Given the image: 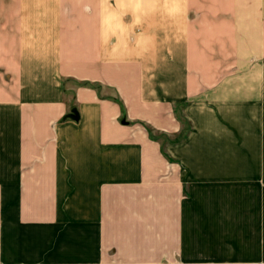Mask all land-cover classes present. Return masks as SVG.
<instances>
[{"label": "crops", "instance_id": "0c3cea01", "mask_svg": "<svg viewBox=\"0 0 264 264\" xmlns=\"http://www.w3.org/2000/svg\"><path fill=\"white\" fill-rule=\"evenodd\" d=\"M231 2L232 13L226 0H0V264L81 259L65 238L114 235L110 220L146 214L131 198L159 205L145 234L174 219L182 250L207 251L195 245L210 233L184 207L212 172L194 162L195 134L264 102V0ZM228 27L229 53L221 31L206 32ZM183 118L191 134L178 142Z\"/></svg>", "mask_w": 264, "mask_h": 264}, {"label": "rangeland", "instance_id": "374dc122", "mask_svg": "<svg viewBox=\"0 0 264 264\" xmlns=\"http://www.w3.org/2000/svg\"><path fill=\"white\" fill-rule=\"evenodd\" d=\"M231 3V0H226L228 13L233 12ZM196 30L198 29H194ZM220 31L227 37V53L233 51L237 44L234 43L230 27L221 30L206 28L209 36H218ZM51 46L53 55L57 45L53 42ZM51 62L53 64V61ZM36 68L41 72V61L38 62ZM246 97L243 99L245 100ZM239 112L237 117H232V127L203 123L200 127L198 126L200 132L195 134L194 148L196 147L195 150L199 157L194 159V162L200 169L202 164L210 165L212 172L201 171L203 179H196L189 188V196L192 194L194 197L193 202L184 207L185 210L190 211L193 206L195 226L207 228V233H210L211 237L198 236L200 243L195 245L207 251L194 253L185 250L190 246L182 244L181 235L176 236L174 219L164 220V226L169 228L164 230L166 234L163 236L145 234L150 226L144 228V225L155 221L154 208L158 209L159 205L147 203L144 209L143 204H133V198H131L130 206L133 208L135 205L132 210H137L140 206L141 210H146V216L142 215L136 220H110L111 224L107 227L112 229L109 231L114 232V235L67 236L66 240L74 242L75 238L76 242L83 244L84 251L79 253L82 256L81 259L72 258L61 264H155L154 262H158L157 264L170 262L197 264L201 261L214 260L218 262L217 264H239L236 261H264V102L250 107V110ZM204 113L206 116L207 110ZM198 117L201 116L198 115ZM184 118L186 130L180 138L176 139L178 142L188 138L191 134V123ZM251 165L254 169L253 176L248 175ZM116 200H118L117 197H115ZM115 201L114 212L122 211L123 200ZM130 201H127L125 208L129 207L127 204ZM170 215L175 217L174 210L170 212ZM150 217L153 219H146ZM122 221L130 224L128 230L123 229ZM87 222L90 223V221ZM99 224L102 225V221H99ZM142 231L143 234H141ZM192 238L194 237L190 239L184 237L183 243L188 240L191 242ZM202 239H207V243L205 244ZM96 240L99 249L103 251H90V245H96L94 242ZM157 242H162L164 248L165 245L167 247L175 245L177 250L164 249L161 252L157 250L159 248L155 245ZM226 242L231 243L232 246L227 245ZM182 248L185 249L182 250ZM105 249L107 252L104 251ZM171 256L176 262L172 261Z\"/></svg>", "mask_w": 264, "mask_h": 264}, {"label": "water", "instance_id": "95a60500", "mask_svg": "<svg viewBox=\"0 0 264 264\" xmlns=\"http://www.w3.org/2000/svg\"><path fill=\"white\" fill-rule=\"evenodd\" d=\"M72 112H73L72 114H73L75 117H78V111H77L76 109H73Z\"/></svg>", "mask_w": 264, "mask_h": 264}]
</instances>
